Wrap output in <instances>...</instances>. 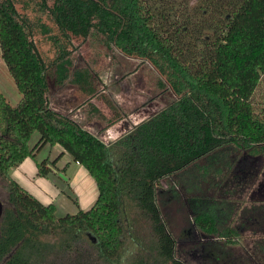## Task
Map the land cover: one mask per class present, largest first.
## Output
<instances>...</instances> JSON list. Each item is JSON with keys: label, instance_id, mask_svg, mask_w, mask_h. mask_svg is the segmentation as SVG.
<instances>
[{"label": "trees", "instance_id": "16d2710c", "mask_svg": "<svg viewBox=\"0 0 264 264\" xmlns=\"http://www.w3.org/2000/svg\"><path fill=\"white\" fill-rule=\"evenodd\" d=\"M36 32L59 47L50 64ZM61 39L149 62L176 98L107 145L86 125L101 113L90 100L80 104L92 106L87 114L51 102V83L76 86L88 99L96 95L90 71L72 70L74 56ZM0 48L22 94L12 106L0 93V263L186 264L159 205L161 181L226 146L264 150V110L253 101L264 74V0H41L33 18L21 15L16 0H0ZM48 144L60 145L96 181L99 196L90 209L59 217L54 205L12 178ZM48 164L38 162L39 175L48 176ZM193 200V229L236 245L238 227L221 226L208 196ZM126 231L135 255L127 251Z\"/></svg>", "mask_w": 264, "mask_h": 264}, {"label": "rangeland", "instance_id": "374dc122", "mask_svg": "<svg viewBox=\"0 0 264 264\" xmlns=\"http://www.w3.org/2000/svg\"><path fill=\"white\" fill-rule=\"evenodd\" d=\"M25 1L27 0H16V6L21 15L33 18L41 0H32L28 6L24 5ZM42 18L52 28L53 34L59 33L45 14ZM34 40L44 60L50 64L59 47L54 46L39 32L34 34ZM61 42L74 56L72 70L85 68L90 71L96 95L88 99L90 94L82 93L76 86L66 84L61 89L62 87L51 83L52 101H59L63 94L73 97L75 94L77 102L74 106L95 99L101 107V123L107 125L108 122L125 119L130 126H135L176 98L171 90L164 89L161 76L147 61L127 57L117 49L94 45L83 39H74L71 44L63 39ZM0 93L12 106L18 105L22 100V94L2 58L1 48ZM253 101L256 108L264 110V74L260 76ZM38 138L39 134L35 133L32 144ZM51 151L50 147L38 151L35 161L38 163L49 154L53 155ZM77 170L78 166L73 165L69 173L73 175ZM160 187L163 191L158 196L159 205L169 231L177 240L179 259L186 264H264V150L255 154L235 146H226L177 176L165 178ZM3 192L0 182V197L5 200ZM202 196H208L210 206L213 210H218L221 226L233 224L241 231L236 245L226 244L217 237H206L193 229V199ZM200 203L202 202L198 201ZM67 211H60L58 216L74 214L69 212L72 211L71 208ZM252 213L256 219L246 223L243 216ZM225 216L228 218L225 219ZM144 231L148 233L149 230L145 227ZM124 238L127 251L135 255L137 248L133 246L127 231Z\"/></svg>", "mask_w": 264, "mask_h": 264}, {"label": "crops", "instance_id": "0c3cea01", "mask_svg": "<svg viewBox=\"0 0 264 264\" xmlns=\"http://www.w3.org/2000/svg\"><path fill=\"white\" fill-rule=\"evenodd\" d=\"M94 100L95 99H91L90 104L94 105L101 112V107ZM76 102L77 98L75 94L74 97H68L67 94H63L59 98V101H54V104L56 106L55 108H60L59 103H61L64 108H67L66 112H74L76 107H79L77 114L82 112L87 114L89 111H91V113L94 112L90 104L82 105V107H80V104L74 106ZM101 118L96 115L95 118H90L89 121L86 122V125L90 128V131L102 138L107 145L124 137L134 127L130 126L125 119L117 122H108L107 125H105L101 123ZM124 124L127 129L123 127ZM137 124L135 126H137ZM121 129L123 130L121 131ZM46 147H50L52 149L51 154H53H49L44 158L49 159L51 162V164H48L50 168L48 176L39 175L38 163L35 161V157H27L17 168L11 171L12 178L39 199L44 205H54L57 209V214H59L60 211L65 213L68 212V208L72 210L69 212L74 213L79 209H90L99 196V189L96 181L89 174L88 170L83 165L75 162L72 155L65 151L60 145L50 146L48 144L42 149ZM73 165L78 166V170L72 175L69 172Z\"/></svg>", "mask_w": 264, "mask_h": 264}, {"label": "water", "instance_id": "95a60500", "mask_svg": "<svg viewBox=\"0 0 264 264\" xmlns=\"http://www.w3.org/2000/svg\"><path fill=\"white\" fill-rule=\"evenodd\" d=\"M2 213H3V204L0 201V219H1Z\"/></svg>", "mask_w": 264, "mask_h": 264}]
</instances>
